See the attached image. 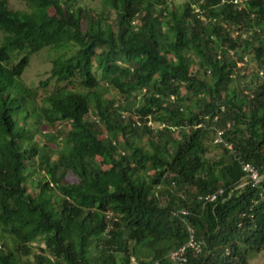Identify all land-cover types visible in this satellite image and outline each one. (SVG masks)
Instances as JSON below:
<instances>
[{"label":"trees","instance_id":"obj_1","mask_svg":"<svg viewBox=\"0 0 264 264\" xmlns=\"http://www.w3.org/2000/svg\"><path fill=\"white\" fill-rule=\"evenodd\" d=\"M26 1L0 0V264H173L189 229L186 264L264 252V0Z\"/></svg>","mask_w":264,"mask_h":264},{"label":"rangeland","instance_id":"obj_2","mask_svg":"<svg viewBox=\"0 0 264 264\" xmlns=\"http://www.w3.org/2000/svg\"><path fill=\"white\" fill-rule=\"evenodd\" d=\"M8 5L13 11H30V8L26 0H7ZM77 5L88 7L91 11L95 13H100L104 11V6L102 0H75ZM2 38V33L0 32V40ZM55 55L52 49H44L40 53L34 55L31 58V62L27 70L25 71L22 79L24 83L28 86H38L41 80H44L48 77V73L52 67V57ZM249 64L255 66V62L252 61V57L248 56ZM256 76V75H255ZM36 118L31 117V123H34ZM37 173L32 177L37 179ZM67 180H75L73 176H68ZM31 192H34V189L31 188ZM92 264H95L92 262ZM131 264H139L136 261H133ZM249 264H264V252L260 254H255L250 257Z\"/></svg>","mask_w":264,"mask_h":264},{"label":"built area","instance_id":"obj_3","mask_svg":"<svg viewBox=\"0 0 264 264\" xmlns=\"http://www.w3.org/2000/svg\"><path fill=\"white\" fill-rule=\"evenodd\" d=\"M244 59H247L245 57ZM242 64H240L241 66ZM216 142L222 143L224 142L223 134L222 132H219L218 138ZM228 147L231 148L229 145ZM246 178L251 182L252 185H257L262 181L264 176H261L257 168L251 164H246L243 168ZM216 199L215 195H212L209 197V201H214ZM186 212H183L185 214ZM189 240L182 246L178 247L177 249L173 250L169 254V259L172 261L173 264H186L188 261V252L189 251H195V252H201L202 247L199 242L195 239V233L193 229H189ZM151 264H160L158 261L153 262Z\"/></svg>","mask_w":264,"mask_h":264}]
</instances>
